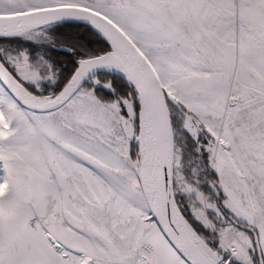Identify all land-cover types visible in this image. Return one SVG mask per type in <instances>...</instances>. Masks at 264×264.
<instances>
[{
	"label": "snow or ice",
	"instance_id": "1",
	"mask_svg": "<svg viewBox=\"0 0 264 264\" xmlns=\"http://www.w3.org/2000/svg\"><path fill=\"white\" fill-rule=\"evenodd\" d=\"M0 264H264V0H0Z\"/></svg>",
	"mask_w": 264,
	"mask_h": 264
}]
</instances>
